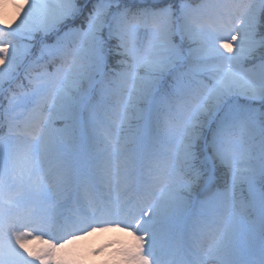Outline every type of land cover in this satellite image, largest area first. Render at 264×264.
<instances>
[{
	"label": "snow or ice",
	"instance_id": "1",
	"mask_svg": "<svg viewBox=\"0 0 264 264\" xmlns=\"http://www.w3.org/2000/svg\"><path fill=\"white\" fill-rule=\"evenodd\" d=\"M94 233L264 264V0H0V264Z\"/></svg>",
	"mask_w": 264,
	"mask_h": 264
},
{
	"label": "rangeland",
	"instance_id": "2",
	"mask_svg": "<svg viewBox=\"0 0 264 264\" xmlns=\"http://www.w3.org/2000/svg\"><path fill=\"white\" fill-rule=\"evenodd\" d=\"M120 239L122 235L119 233H94L84 240H77L59 250L57 255L61 259L73 261L74 264H116L113 256L115 248H107L99 255H96L94 250L102 248L105 244L119 247Z\"/></svg>",
	"mask_w": 264,
	"mask_h": 264
},
{
	"label": "bare ground",
	"instance_id": "3",
	"mask_svg": "<svg viewBox=\"0 0 264 264\" xmlns=\"http://www.w3.org/2000/svg\"><path fill=\"white\" fill-rule=\"evenodd\" d=\"M38 246H40V247H44V245H38Z\"/></svg>",
	"mask_w": 264,
	"mask_h": 264
}]
</instances>
